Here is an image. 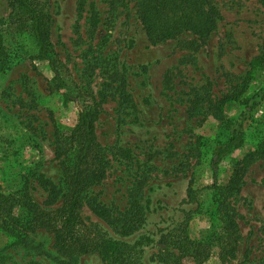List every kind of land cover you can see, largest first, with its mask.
<instances>
[{"label":"rangeland","instance_id":"1","mask_svg":"<svg viewBox=\"0 0 264 264\" xmlns=\"http://www.w3.org/2000/svg\"><path fill=\"white\" fill-rule=\"evenodd\" d=\"M39 1L50 15V42L70 90L88 89L104 98L95 136L109 149V166L104 179L83 193L79 216L95 231L134 244L142 264H172L166 255L175 250L166 249L161 236L184 222L191 237L206 233L209 148L233 125L238 100L264 84V67L253 70L239 99L224 100L238 93L247 64L259 51L264 7L257 0H212L220 19L205 40L183 32L150 45L138 0ZM9 11L7 0H0V193L22 188L48 209L60 204L64 190L54 132L73 126L76 109L70 102L61 106L50 71L31 58L32 41L11 24ZM251 117L243 147L229 157L240 158L263 132L264 104ZM231 162L220 165V184ZM263 180L261 157L245 169L229 204L239 239L234 258L221 264H264ZM132 202L139 206V224L121 236ZM92 206L102 207L107 217L94 214ZM213 249L199 264H220ZM0 263L103 264L96 253H59L42 228L20 242L0 231ZM181 264L195 262L185 257Z\"/></svg>","mask_w":264,"mask_h":264},{"label":"trees","instance_id":"2","mask_svg":"<svg viewBox=\"0 0 264 264\" xmlns=\"http://www.w3.org/2000/svg\"><path fill=\"white\" fill-rule=\"evenodd\" d=\"M257 2L264 7V0ZM7 4L11 24L24 30L32 41L34 53L31 58L46 65L51 73L50 87L60 91L62 107H66L69 102L74 104L76 120L68 130L54 132L53 154L64 187L60 204L42 209L22 188L0 193V231L20 242L25 234L42 228L51 234L53 246L63 255L96 253L103 264H142L134 244L114 240L104 232L95 231L79 216L83 193L104 179L109 166V149L102 146L95 136V122L104 98L88 89L73 87L70 90L50 42V15L39 0H7ZM137 6L139 22L150 45L175 39L183 32L203 41L220 19V13L212 0H138ZM247 66L240 90L225 96V101H237L251 79V72L264 67V33L257 55ZM238 101L240 109L233 125L224 138L212 144L206 159L210 172L204 210L209 219L208 230L201 237H191L184 222L167 230L160 238L166 249L175 250L168 251L166 255L172 257V264H181L185 257L199 264L215 247V257L220 264L225 259L234 258L239 233L234 209L229 204L240 190L245 169L255 159L264 157V130L253 147L240 158H231L229 155L241 149L245 143V132L254 124L251 113L264 104V84ZM229 159L232 160L229 174L225 182L220 184L217 180L220 165ZM262 184L264 186V180ZM49 192L52 193V190ZM190 192L188 182L186 197L190 196ZM91 209L97 216L107 217L102 207L92 206ZM130 209L131 218L122 225L119 232L121 236L128 235L139 224V206L132 202Z\"/></svg>","mask_w":264,"mask_h":264},{"label":"crops","instance_id":"3","mask_svg":"<svg viewBox=\"0 0 264 264\" xmlns=\"http://www.w3.org/2000/svg\"><path fill=\"white\" fill-rule=\"evenodd\" d=\"M99 116V115H98Z\"/></svg>","mask_w":264,"mask_h":264}]
</instances>
